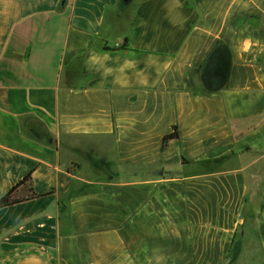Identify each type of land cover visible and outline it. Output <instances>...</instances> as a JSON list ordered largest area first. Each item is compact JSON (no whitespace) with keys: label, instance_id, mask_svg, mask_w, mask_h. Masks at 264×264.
Masks as SVG:
<instances>
[{"label":"crops","instance_id":"1","mask_svg":"<svg viewBox=\"0 0 264 264\" xmlns=\"http://www.w3.org/2000/svg\"><path fill=\"white\" fill-rule=\"evenodd\" d=\"M28 174L0 264H264V0H0V199Z\"/></svg>","mask_w":264,"mask_h":264},{"label":"trees","instance_id":"2","mask_svg":"<svg viewBox=\"0 0 264 264\" xmlns=\"http://www.w3.org/2000/svg\"><path fill=\"white\" fill-rule=\"evenodd\" d=\"M229 56H230V51L228 49V46L225 44H219L209 55L202 75V82L206 91L216 92L221 89V86H217L216 84L212 83L213 71L214 68H217L216 60L221 59L222 62H229ZM178 138H179V133L177 131V128H175L173 133L168 134L164 137L163 142L164 144H166L168 141ZM23 185H26L29 188L30 196L28 199L41 197L38 194H36L32 189L31 174H28L19 184H17V186H15L12 190H10V192L5 197L0 199V209L13 206L17 203L24 201V199L22 198L14 197V194L17 191V189Z\"/></svg>","mask_w":264,"mask_h":264},{"label":"water","instance_id":"3","mask_svg":"<svg viewBox=\"0 0 264 264\" xmlns=\"http://www.w3.org/2000/svg\"><path fill=\"white\" fill-rule=\"evenodd\" d=\"M124 4H128L129 2H131V0H123Z\"/></svg>","mask_w":264,"mask_h":264}]
</instances>
